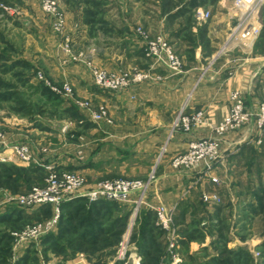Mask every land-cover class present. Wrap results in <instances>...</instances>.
I'll list each match as a JSON object with an SVG mask.
<instances>
[{
    "label": "rangeland",
    "instance_id": "rangeland-1",
    "mask_svg": "<svg viewBox=\"0 0 264 264\" xmlns=\"http://www.w3.org/2000/svg\"><path fill=\"white\" fill-rule=\"evenodd\" d=\"M46 1L62 14L60 31L56 18L44 11ZM234 1L0 0V264H264V158L250 152L251 146H264L254 137L252 124L242 129L248 136L239 145L247 148L232 160L223 183L213 189L205 185L198 193L191 185L175 202L166 203L149 193L158 187L160 162L167 159L175 169L173 158L187 150L169 156L164 138L152 163H146V156L126 154L110 161L108 174L70 168L82 158L81 150L75 154L70 146L86 138L100 149L103 137L87 138L86 130L116 120L109 105L77 97L72 83L59 75L77 65L93 82L91 69L108 71L99 61L109 53L124 59L108 72L165 70L147 57L144 34L180 38L189 57L201 49L209 57L205 67L225 59L232 65V55H244L251 45L230 37L238 18L258 19L257 40L264 32V2L247 12L235 8ZM200 9L209 13L202 26L197 25ZM211 24L213 42L199 30L207 31ZM218 41L219 46H209ZM175 51L184 72V59ZM102 110L106 116L95 120L92 114ZM179 112L171 122L172 133L181 132L173 130ZM61 123H66L63 130ZM5 144L26 146L32 160L21 162ZM58 150L64 159L58 158ZM65 173L84 179L80 193L116 180L142 181L146 190L138 202L129 203L78 193L59 207L56 223L46 230L56 206L24 208L20 198L43 187L52 174ZM163 207L171 214L167 229L157 217Z\"/></svg>",
    "mask_w": 264,
    "mask_h": 264
},
{
    "label": "crops",
    "instance_id": "crops-1",
    "mask_svg": "<svg viewBox=\"0 0 264 264\" xmlns=\"http://www.w3.org/2000/svg\"><path fill=\"white\" fill-rule=\"evenodd\" d=\"M199 30L200 33L203 31L208 39L214 38L211 36L215 31L212 24L209 25L207 31L205 28ZM166 36L184 59L186 68L182 74H172L160 69L152 72L154 80L143 83L133 90L120 93H105L97 89L88 72L77 65L67 66L62 74H59L72 83L77 97L91 98L97 104L109 105L116 120L115 124H100L99 127L93 125L92 130H86L87 138L103 137H101L100 149L95 148L92 139L86 138H81L76 143L77 145L70 146L73 153L76 154L78 150L82 152L81 161L73 162L70 165L71 169L82 170L83 173H90V175L99 174V172L108 174L111 173L108 167L110 161L115 162L118 158L122 159L126 154L146 156V163H152L159 142L163 138L168 144L169 156L182 153L188 149V144L192 139L213 137L214 126L219 124L229 112L230 94L233 91L244 93L249 109L257 108L258 104L263 101L264 32L255 43L248 46L244 55H232V65L225 59L217 65H208L209 67L203 65L209 57L204 55V58L201 49H197L189 57V52H185L187 51L185 47L183 49L180 46L185 43L184 41L174 35L167 34ZM215 45L219 46V41L209 46L215 47ZM123 59L122 54L109 53L103 61H99V64L104 69L112 71L122 63ZM182 109H185L187 113L198 110L205 112V122L191 135L181 132L172 133L171 122L175 114ZM247 134L246 130H242L239 133L225 135L222 149L226 159L209 174H204L203 164H200L194 171L183 173L173 169L167 159L161 161L156 183L158 187L149 193L155 195L154 199L166 198L164 199L166 203H173L182 190L191 185L197 186L195 189L197 193L205 185L210 189L217 188L223 183L222 179L228 176L227 172L232 166V160L238 156V152L242 151V147L245 148L239 143L245 140ZM251 148V154L264 158L263 147L262 149L251 146ZM61 150H58L57 155L59 159H64L59 156ZM60 163H63V160H60ZM211 177L217 178L219 185L212 183ZM147 195H149L148 192Z\"/></svg>",
    "mask_w": 264,
    "mask_h": 264
},
{
    "label": "built area",
    "instance_id": "built-area-1",
    "mask_svg": "<svg viewBox=\"0 0 264 264\" xmlns=\"http://www.w3.org/2000/svg\"><path fill=\"white\" fill-rule=\"evenodd\" d=\"M264 0H235L234 7L243 9L247 12L258 10ZM46 14L56 18L55 29L60 31L62 28V14L56 11L54 2L46 1L44 4ZM197 25L202 26L209 18V13L198 10ZM256 20L249 18H238L236 25L230 33L238 36V39L244 44H252L261 33V25ZM143 41L146 44V54L154 66L162 67L172 74H182L183 64L177 52L171 43L161 35L150 37L143 35ZM93 82L101 90L111 92H124L135 88L136 86L154 80L152 72L140 70L137 68L120 70L119 72H108L104 70L91 69ZM65 92L71 93V90L65 86ZM264 92V87H263ZM95 120L106 116V111L102 110L98 114H92ZM205 122V112L198 110L187 113L182 109L173 130L181 131L184 134L191 135L196 128ZM252 124L254 127V137L259 145L264 146V99L255 109H249L246 105V99L242 92L233 91L230 94V109L224 119L214 126L213 137L194 138L188 144V149L173 158L172 165L175 169L183 173L194 171L200 164L204 165V174L213 172L225 160L222 151V142L226 134L242 130L245 126ZM1 142V141H0ZM10 145V146H9ZM8 152L16 155L21 162H30L32 160L29 150L26 146L5 144ZM212 183H219L217 178L211 177ZM85 184L84 179L76 174H52L45 182L43 187H34L30 193L20 198V203L24 208H35L53 204L56 206L54 220L46 226V230L56 223L59 216V207L66 201L84 194L91 199H105L123 203L137 201L144 196L146 183L142 181L116 180L102 182L86 192L80 193ZM171 215V214H170ZM169 212L163 207L157 210L159 223L167 229L171 222Z\"/></svg>",
    "mask_w": 264,
    "mask_h": 264
},
{
    "label": "water",
    "instance_id": "water-1",
    "mask_svg": "<svg viewBox=\"0 0 264 264\" xmlns=\"http://www.w3.org/2000/svg\"><path fill=\"white\" fill-rule=\"evenodd\" d=\"M65 126H66V123H61L60 126H59L60 130H63L65 128Z\"/></svg>",
    "mask_w": 264,
    "mask_h": 264
},
{
    "label": "trees",
    "instance_id": "trees-1",
    "mask_svg": "<svg viewBox=\"0 0 264 264\" xmlns=\"http://www.w3.org/2000/svg\"><path fill=\"white\" fill-rule=\"evenodd\" d=\"M201 33L203 34V31Z\"/></svg>",
    "mask_w": 264,
    "mask_h": 264
}]
</instances>
